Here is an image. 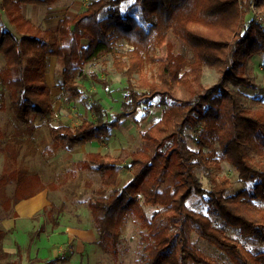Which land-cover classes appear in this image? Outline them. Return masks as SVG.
Segmentation results:
<instances>
[{"label":"trees","instance_id":"obj_1","mask_svg":"<svg viewBox=\"0 0 264 264\" xmlns=\"http://www.w3.org/2000/svg\"><path fill=\"white\" fill-rule=\"evenodd\" d=\"M59 1L0 0V55L6 62L0 71L1 112L9 108L27 127L36 120L50 124L56 114L46 76L53 57L62 68V92L70 100L86 103L87 97L78 84L85 66L114 53L120 41L134 49L127 62L114 61L116 70L127 79V110L107 120L102 103L91 102L89 110L94 120L75 127H53L44 159L49 161L61 151L72 152L111 138L114 130L144 106L145 113L137 122H146L151 102L156 99L164 108L162 118L142 134L145 146L133 153L134 173L125 186L120 187V162L108 155L90 153L76 164L80 170L98 174L103 190H112L109 196L88 200L99 248L117 258L122 227L133 215L148 231L142 237L147 264H214L189 242L187 224L242 264H257L251 252L228 236V230L264 246V208L258 206L264 204V164L255 163L251 155L256 141L255 152L264 150V107L246 106L243 94L231 87L257 89L250 67L255 57L264 58V23L255 18L248 22L247 15L255 4L264 14V0H91L76 17L60 20L56 31L42 29L23 15V5H53ZM127 3L139 7V18L131 13L133 6L125 9ZM3 11L15 32L4 22ZM170 32L185 43L191 59L170 47L156 77L143 76L138 86L134 85V75L154 61L150 50L164 46ZM205 67L219 75L218 82L209 88L201 82ZM94 80L108 86L106 80L95 75ZM174 83L181 85L188 97L174 99ZM226 120L232 128L224 132L223 159L236 168L241 181L253 183L232 196L228 195L231 184L227 178L220 182L211 178L212 189L206 190L197 176L199 169L209 166V137L199 135L198 151H194L185 136L187 130L204 127L211 129L210 136L214 137L225 130ZM163 177L170 180L164 189ZM194 194L206 198L210 217L188 208L187 201ZM16 201H20L19 196ZM146 207H160L164 215L154 212L149 216ZM48 210L44 208V212ZM212 217L220 222L219 227ZM52 220L58 227V222ZM42 233L43 228L38 229L32 242ZM2 237L0 230V243ZM7 258L8 254L0 252V264H5ZM27 258V264L44 263L29 255ZM21 259L6 264H21ZM63 261L56 258L47 264Z\"/></svg>","mask_w":264,"mask_h":264},{"label":"rangeland","instance_id":"obj_2","mask_svg":"<svg viewBox=\"0 0 264 264\" xmlns=\"http://www.w3.org/2000/svg\"><path fill=\"white\" fill-rule=\"evenodd\" d=\"M86 3L89 2L85 0L80 3V6L74 9L72 16L84 11ZM131 6H133L131 13L139 18L140 10L138 6L127 3L125 9H129ZM40 7L45 9L47 6L40 5ZM253 13L264 16L261 9L257 7V9H253L247 15L248 22L256 17V14L253 15ZM34 14L37 15L36 12ZM4 17L8 26L12 28L5 15ZM170 47L174 48L175 53H182L189 60L191 59L192 54L185 43L170 32L164 46L150 50V56L154 61L147 62L142 72L134 75V85L138 86L140 78L143 76H147L149 79H153V76L156 77L160 63L165 59L167 50ZM133 49L134 47L130 44L120 41L116 44L114 53L85 66L83 75L78 79V84L85 97H87L86 103L82 100H70V97L62 92L58 86L62 68L55 58L52 59L47 82L52 88L56 115L50 124L36 120L32 126L27 127L14 117L9 108L5 112L0 111V117H2L0 131L9 134L7 137L8 144L0 148L2 149L0 151V187H5L7 184L5 181L7 180L13 181V187L21 186L25 183V186L28 187L29 183L32 184V182L39 180L40 184L34 185L35 189L39 191L45 187L47 190L46 193L43 192L41 195L39 193L38 196H43L42 201L49 204L47 206L49 210L44 212L43 209L42 212L40 211L35 215L38 224L31 228L27 225L29 229L22 238L24 242H27V254L29 257L42 259L44 264L56 259L57 256H59L57 258L66 259L60 264H147L146 257L148 253L142 237L148 231L142 228L139 220L133 215H129L126 218L122 227L121 243L117 258L105 254L99 248L98 232L88 207V200L91 197L109 196L112 190H103L98 174L80 170L76 167V164L85 160L90 153L108 155L111 159L120 162V187L125 186L132 179L134 173V168L131 164L132 155L145 146L142 134L162 118L164 108L158 105L159 100L156 99L151 102V115L144 123H139L137 120L145 113L146 106L140 109L137 115L130 116L120 129L114 130L109 139L86 144L72 152L61 151L49 161L44 159L43 154L44 150L51 144L50 131L53 127L61 124L75 127L85 120H94L89 110L91 102L97 100L102 103L106 108L107 120H113L117 114L127 110V106L124 103L127 94V79L116 70L114 61L115 59H121L123 62H127ZM0 57L5 62L4 57L2 55ZM1 63L0 59V65ZM263 66L264 58L255 57V62L250 67L257 89L231 87V89L243 94V102L246 106L254 109L264 107ZM94 75L100 80H106L108 86L104 87L97 83L94 80ZM218 79L219 75L215 70L208 67L204 68L201 82L205 88L215 85ZM173 94L174 99L188 97L187 91L176 83H174ZM169 104H172V102ZM225 124H228L225 130L215 133L214 137L210 136L211 129L204 127L197 131L187 130L185 136L188 146L194 151H198L197 138L199 135L203 134L209 137L211 147L206 149L209 166L208 168L199 169L197 176L206 190L212 189L211 178L218 182L223 178H227L231 184L228 195L232 196L243 189L251 188L253 183L241 181L236 168L223 159L221 145L227 138L224 132H230L232 128L230 121L226 120ZM256 143L257 141L252 145V147H255L251 152L253 161L264 164V150L255 152V149H257ZM163 180L162 189L166 188L170 183L167 177H163ZM27 191L28 189L21 192L20 201L24 200L25 196L28 195ZM4 194H6V189L0 188L1 202L3 204L6 203L10 207V204L3 200L7 198ZM20 201H13V204L17 205ZM187 206L197 214L209 216L205 197L194 194L187 201ZM258 206L264 208V204H258ZM145 210L149 216L154 212H160L164 215V210L160 207H146ZM52 218L58 222L59 226H56L57 228L53 225L54 221ZM211 219L216 226L219 227L221 225L215 218L212 217ZM40 228H43L44 233L32 242ZM1 232L3 233L2 238L8 235V232L2 230ZM185 232L189 242L212 263L242 264L240 260L233 258L224 250L204 239L192 224L186 225ZM228 236L251 252L257 264H264V246L257 245L250 239H244L232 230H228ZM55 240L57 241L54 242ZM42 252H44V258L41 256ZM21 256L19 252L18 258ZM27 257L25 264L28 262Z\"/></svg>","mask_w":264,"mask_h":264},{"label":"crops","instance_id":"obj_3","mask_svg":"<svg viewBox=\"0 0 264 264\" xmlns=\"http://www.w3.org/2000/svg\"><path fill=\"white\" fill-rule=\"evenodd\" d=\"M17 1H20V0H17ZM83 1L85 0H60L59 2L53 5H43V6H47L45 9L40 7L39 4H26L22 6V12H23V15L27 18V20L32 22L34 25L42 29H45V30L56 31L60 20H62L65 17L74 18L79 14L78 13L72 16V14L74 13L73 12L74 9L78 8L80 6V3H82ZM89 1L86 0V2H89ZM86 4H85V9L87 7ZM35 12L37 13V15L34 14ZM4 15L6 16L5 11H3V19H4V22L6 23ZM6 18L8 19L7 16ZM6 25L8 26L7 23ZM8 28L12 32H15V29L13 27L10 28L8 26ZM54 58L55 57H53L52 59ZM0 59L2 61L0 65V71H1L5 67V62L1 57ZM56 61L59 63L57 59ZM50 69H51V64H50ZM49 73H50V70H49ZM46 80H47V76H46ZM58 86L59 88H61L59 84ZM51 92H52V88H51ZM52 99H53V94H52ZM1 118L2 117H0V121L2 120ZM0 135H2V139L0 142V148H1L8 144L7 137L9 134H6L5 132L0 131ZM1 150L2 149H0V151ZM8 181L9 180L5 181V183H7L5 187L3 186L0 187L1 189L3 188L6 189V194H4V196H7V198H4L3 200L5 202H8V204H10V207H8L6 203L3 204L1 202L2 198L0 196V230L4 232H8V235L0 243V252H3L4 254H8V258L5 259L4 261L5 264L18 260L19 252L22 255L21 264H25L26 257L28 256L27 254L28 246H27V242H24L22 238L24 235L27 234V230L29 228L34 227L38 224V221L35 218V215L40 211L42 212V210L49 205L48 203L42 201L43 196H38L39 193L41 195L43 192L46 193L47 190L45 189V187L40 189L39 191L35 189L34 185H37L39 183V180L34 183L32 182V184L29 183L28 187L25 186L26 183L21 186L13 187V184H12L13 181L12 180H10L9 182ZM27 189H28L27 191L28 195L25 196V199L20 201V203H18L17 205L13 204V201H16L18 199V196L20 198L21 191L23 192L24 190H27ZM29 189H30V192H29ZM15 214L18 216H16ZM27 225L29 226V228ZM56 241L57 240H55L54 242ZM32 252L34 251L32 250ZM43 254L44 252H42L41 256L44 258L45 256ZM60 263H57V264H60ZM40 264H44V263H40Z\"/></svg>","mask_w":264,"mask_h":264},{"label":"built area","instance_id":"obj_4","mask_svg":"<svg viewBox=\"0 0 264 264\" xmlns=\"http://www.w3.org/2000/svg\"><path fill=\"white\" fill-rule=\"evenodd\" d=\"M257 9V6H256V4L252 7V10L253 9ZM256 14V17H254L258 22H260V23H264V16L263 15H258L257 13H253V15H255Z\"/></svg>","mask_w":264,"mask_h":264}]
</instances>
